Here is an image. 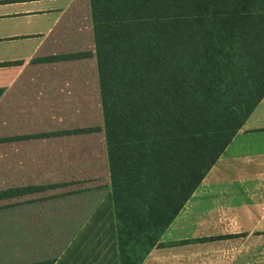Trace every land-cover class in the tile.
<instances>
[{
    "label": "crops",
    "instance_id": "crops-1",
    "mask_svg": "<svg viewBox=\"0 0 264 264\" xmlns=\"http://www.w3.org/2000/svg\"><path fill=\"white\" fill-rule=\"evenodd\" d=\"M94 48L91 0H0V264H121ZM160 241L141 264H264V98Z\"/></svg>",
    "mask_w": 264,
    "mask_h": 264
},
{
    "label": "trees",
    "instance_id": "trees-1",
    "mask_svg": "<svg viewBox=\"0 0 264 264\" xmlns=\"http://www.w3.org/2000/svg\"><path fill=\"white\" fill-rule=\"evenodd\" d=\"M91 6L120 261L141 264L264 98V0Z\"/></svg>",
    "mask_w": 264,
    "mask_h": 264
},
{
    "label": "rangeland",
    "instance_id": "rangeland-1",
    "mask_svg": "<svg viewBox=\"0 0 264 264\" xmlns=\"http://www.w3.org/2000/svg\"><path fill=\"white\" fill-rule=\"evenodd\" d=\"M96 123H93V124H95V125H93V127H95L96 129H97V136H100V134H102V132H103V130H102V128L100 127L102 124H103V121L101 120V118H98V120L97 121H95ZM98 125H100V126H98ZM102 136V135H101ZM94 160L95 159H92V158H90V160L87 162V164L85 165V167H87V169L85 168V169H83V171L82 172H87V173H91V171H94V168H95V162H94ZM94 163V164H93ZM97 171V170H96ZM102 178V177H101ZM109 181H110V177H109ZM109 190V188L108 187H104V188H99V189H96L95 190V192L96 193H94V195H98L99 197H101V196H103L107 191ZM91 195V194H90ZM87 196H89V194L87 195ZM94 199L93 198H88L87 199V201L85 202V201H82L81 203H83L84 204V206L82 207L83 209H86L85 208V204L86 203H88V204H90L91 203V201H93ZM70 201V200H69ZM69 201H68V203H69ZM71 204H72V202H71ZM70 204V205H71ZM69 205V204H68ZM63 207H65V206H63ZM59 208V207H58ZM65 208H62V210H64ZM54 227H56L57 228V225L56 226H54Z\"/></svg>",
    "mask_w": 264,
    "mask_h": 264
}]
</instances>
